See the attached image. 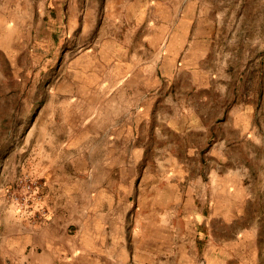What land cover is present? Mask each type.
<instances>
[{"label":"rangeland","instance_id":"obj_1","mask_svg":"<svg viewBox=\"0 0 264 264\" xmlns=\"http://www.w3.org/2000/svg\"><path fill=\"white\" fill-rule=\"evenodd\" d=\"M131 32L138 60L152 55L159 66L180 50L167 91L176 86L200 120L175 130L150 119L141 161L71 195L88 207L82 217L110 231L124 221L132 264H264V0H0V160L32 138L34 114L73 56ZM8 168L0 264H49L17 239L48 215L41 179Z\"/></svg>","mask_w":264,"mask_h":264},{"label":"crops","instance_id":"obj_2","mask_svg":"<svg viewBox=\"0 0 264 264\" xmlns=\"http://www.w3.org/2000/svg\"><path fill=\"white\" fill-rule=\"evenodd\" d=\"M180 53L165 52L159 66L152 55L138 60L131 32L123 40L113 38L111 48L97 46L72 57L68 73L56 80L34 114L32 138L17 155L0 160L3 168L9 164L8 173L23 164L41 179L48 215L34 231L17 237L25 249L49 264H132L124 221L123 229L114 224L110 231L109 222L82 217L88 207L71 195H86L91 179H120L125 176L121 163L141 161L144 152L136 153L141 127L154 116H164L175 130L200 120L198 110L180 100L176 86L167 91L176 85ZM86 58L92 60L88 74L81 66Z\"/></svg>","mask_w":264,"mask_h":264}]
</instances>
